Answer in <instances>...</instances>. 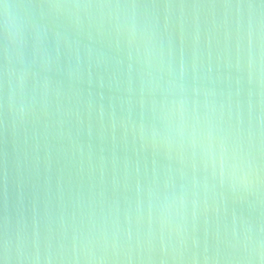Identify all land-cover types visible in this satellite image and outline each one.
<instances>
[{
  "label": "water",
  "instance_id": "water-1",
  "mask_svg": "<svg viewBox=\"0 0 264 264\" xmlns=\"http://www.w3.org/2000/svg\"><path fill=\"white\" fill-rule=\"evenodd\" d=\"M9 2L23 21L16 84L28 73L26 118L0 109V252L7 241L10 264H250L245 236L264 241V0H68L121 7L58 15L45 0ZM125 23L144 37L131 58ZM0 94L19 107L18 87ZM174 96L199 124L182 132L165 120ZM209 130L229 164H244L250 189L213 176L200 148ZM181 196L187 207L162 238L161 210Z\"/></svg>",
  "mask_w": 264,
  "mask_h": 264
},
{
  "label": "clouds",
  "instance_id": "clouds-1",
  "mask_svg": "<svg viewBox=\"0 0 264 264\" xmlns=\"http://www.w3.org/2000/svg\"><path fill=\"white\" fill-rule=\"evenodd\" d=\"M121 7L119 3L116 5H93L91 3H70L68 0H45L44 3L39 5L41 9H48L52 14H61L64 10L69 8H90V7ZM130 7H135V5H130ZM251 7V5H249ZM18 6L9 2V0H0V57L3 59V63L0 64V93L5 88L8 87L10 93L15 90L16 87L19 89V95L21 98V103L19 107L15 100L14 95L0 94V109H3L5 105L7 110L12 116L13 120L19 119L23 121L28 113L27 106L23 103V98L26 94V86L28 82V73L25 71L19 72V82L16 84L17 70L13 66L11 53L14 52L19 45L22 43V32H23V21L20 19L19 15L14 11ZM121 36L128 48L129 58L132 57L133 51L137 54L141 51V44L144 41V37L138 34L136 25L133 23L129 26L125 23L120 29ZM242 37L238 38L237 50L238 53L242 50ZM248 44V82L251 84L253 82L254 74L256 71V62L253 59V37L251 31L248 33L247 37ZM22 62V58H21ZM238 64L240 63V57L238 55ZM148 67L151 68V62L146 61ZM259 74L260 83L264 84V37L261 40V48L259 54ZM151 75V72L148 73ZM182 89V85L179 86ZM165 90L172 92L173 84L171 81L166 85ZM164 118L169 124L175 125L184 130L188 129L190 126V121L195 120L199 124V116H195L193 111L190 110L189 101L183 96L175 97L164 106ZM193 132H195L196 125H191ZM201 144L200 148L203 155L211 161L213 176H219L220 183L223 185L226 181L230 182L233 190H248L252 185V179L250 173L245 169L243 163H232L229 164L226 159V148L223 141L220 142L219 152H217L216 144L214 143V137L212 132L209 130L206 133H201ZM183 146V145H181ZM195 148V142L193 143ZM187 203L183 196L178 198L175 205L166 206L161 210L159 217V228L161 231V237L166 230L171 231V226L174 222V213L176 215L183 214L186 209ZM153 218L151 213L149 215V227L151 228ZM244 244L246 250L251 253L250 264L252 261L255 264H264V241L253 240L251 236H245ZM12 257L9 254V246L7 241L3 245V250L0 252V264H10ZM38 259V258H37ZM51 264V261H49Z\"/></svg>",
  "mask_w": 264,
  "mask_h": 264
}]
</instances>
